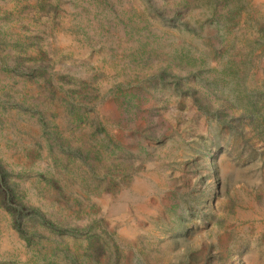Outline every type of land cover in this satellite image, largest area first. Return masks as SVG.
I'll use <instances>...</instances> for the list:
<instances>
[{
  "label": "rangeland",
  "instance_id": "obj_1",
  "mask_svg": "<svg viewBox=\"0 0 264 264\" xmlns=\"http://www.w3.org/2000/svg\"><path fill=\"white\" fill-rule=\"evenodd\" d=\"M0 264H264V0H0Z\"/></svg>",
  "mask_w": 264,
  "mask_h": 264
}]
</instances>
